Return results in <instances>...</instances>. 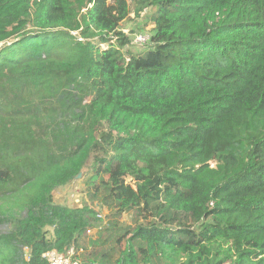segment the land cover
Segmentation results:
<instances>
[{
	"label": "trees",
	"instance_id": "16d2710c",
	"mask_svg": "<svg viewBox=\"0 0 264 264\" xmlns=\"http://www.w3.org/2000/svg\"><path fill=\"white\" fill-rule=\"evenodd\" d=\"M141 13L152 44L130 53ZM79 174L105 225L53 203ZM72 247L264 264V0H0V264Z\"/></svg>",
	"mask_w": 264,
	"mask_h": 264
},
{
	"label": "rangeland",
	"instance_id": "374dc122",
	"mask_svg": "<svg viewBox=\"0 0 264 264\" xmlns=\"http://www.w3.org/2000/svg\"><path fill=\"white\" fill-rule=\"evenodd\" d=\"M150 10V9H148ZM144 11L143 13H145ZM143 13L139 15V17L134 18V14H130L129 19L121 25V32H123L126 36H128L129 40L133 38L135 35L138 34H150V26H146L147 24V17H144ZM105 45H103L104 48ZM131 49H129L130 53H140L144 51L148 46L145 47H136V46H130ZM84 179L81 175L79 179H74L72 182H70L68 185L58 188L55 191L52 192V201L55 204H60L62 206L72 207V208H83L84 206H89L96 210L97 212H100V216L103 219V224L105 225L107 222V216L109 212L102 208L98 209L97 204H91L88 197V192L86 187L84 186ZM127 183L130 182L129 179L126 181ZM120 222L123 223L125 226L133 225L134 221L129 216L124 214ZM97 233L96 229L91 230L90 234L85 233V236L83 240L81 241L82 245H85V248H87L89 241L92 240ZM81 252L78 250V261L81 260ZM80 257V259H79Z\"/></svg>",
	"mask_w": 264,
	"mask_h": 264
},
{
	"label": "built area",
	"instance_id": "2783aa9c",
	"mask_svg": "<svg viewBox=\"0 0 264 264\" xmlns=\"http://www.w3.org/2000/svg\"><path fill=\"white\" fill-rule=\"evenodd\" d=\"M150 37L151 36L146 33L135 35L133 38L130 39V46H150L152 44ZM90 232L91 230H88L87 234H90ZM78 254V250L72 247L66 253L50 251L44 255V258L46 259L48 264H80V261H78L77 259Z\"/></svg>",
	"mask_w": 264,
	"mask_h": 264
},
{
	"label": "water",
	"instance_id": "95a60500",
	"mask_svg": "<svg viewBox=\"0 0 264 264\" xmlns=\"http://www.w3.org/2000/svg\"><path fill=\"white\" fill-rule=\"evenodd\" d=\"M81 177V175L79 174L78 176H77V179H79ZM70 208H72V207H70Z\"/></svg>",
	"mask_w": 264,
	"mask_h": 264
}]
</instances>
